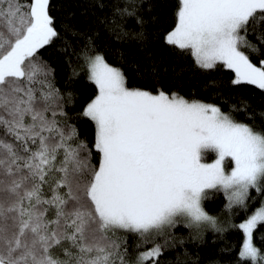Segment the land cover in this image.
I'll list each match as a JSON object with an SVG mask.
<instances>
[{"label": "snow or ice", "instance_id": "obj_1", "mask_svg": "<svg viewBox=\"0 0 264 264\" xmlns=\"http://www.w3.org/2000/svg\"><path fill=\"white\" fill-rule=\"evenodd\" d=\"M209 230L264 264V0H0V264H200Z\"/></svg>", "mask_w": 264, "mask_h": 264}, {"label": "trees", "instance_id": "obj_2", "mask_svg": "<svg viewBox=\"0 0 264 264\" xmlns=\"http://www.w3.org/2000/svg\"><path fill=\"white\" fill-rule=\"evenodd\" d=\"M167 9L166 7L161 8V16H163L166 13ZM158 47V46H157ZM137 58H139L137 56ZM131 59V57H130ZM146 63V62H145ZM129 72H132V69L129 68ZM186 75L184 74L181 76V80L186 79ZM146 77H144L143 73H141V76L138 78L139 82H142ZM150 79V77H147ZM77 87L78 88H84L85 84L82 82H77ZM187 85L184 87V91H187ZM81 135L85 137L90 138V132L88 129H82ZM223 202V196L222 193L219 192H210L209 195L205 199V207L212 213H217L220 209V206ZM255 206V205H253ZM186 232L187 229H184ZM242 234L239 232V230H232L228 236V242L232 244H238L241 240ZM224 243L222 240L218 241H213L212 239V233L211 231H207L204 234V243L196 245L192 244L190 246V251L194 253L200 260V264H207L208 260L212 259L214 257V254L216 257H219L220 252H221V245ZM225 260L229 259V257L224 256L223 257Z\"/></svg>", "mask_w": 264, "mask_h": 264}]
</instances>
